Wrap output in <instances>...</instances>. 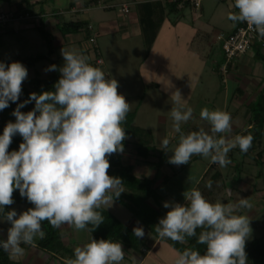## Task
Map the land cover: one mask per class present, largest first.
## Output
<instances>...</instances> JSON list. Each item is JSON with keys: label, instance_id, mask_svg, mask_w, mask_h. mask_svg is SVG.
<instances>
[{"label": "clouds", "instance_id": "9594fccd", "mask_svg": "<svg viewBox=\"0 0 264 264\" xmlns=\"http://www.w3.org/2000/svg\"><path fill=\"white\" fill-rule=\"evenodd\" d=\"M230 7L238 10L229 12L230 21L247 23L264 38V0H234ZM61 55L62 67L51 65L45 70L60 72L55 90L33 92L21 103L17 102L28 69L21 62L0 61V111L17 104L12 112L15 122L9 121L0 135V223L11 225L7 239L0 240V249L9 258L23 255L22 245H34L37 238H44V221L57 229L69 226L94 232L105 219L102 206L112 205L124 192L122 179L109 175V157L124 152L123 141L128 137L122 125L130 104L118 92V82L106 79L87 56L64 47ZM171 98L179 105L170 113L180 135L169 163L186 165L193 156H201L225 168L232 163L228 154L233 149L246 154L252 147L251 134L229 135L232 116L221 109H201L200 118L208 122L210 131L200 128L183 133L181 125L192 118L193 109L182 110L179 90ZM33 101L31 111H21ZM16 135L23 142L18 150L9 151ZM169 144L165 137L159 148L167 153ZM206 186L211 189L212 181ZM17 190L33 205L19 214L15 209L6 211V206L14 204ZM183 195L185 204L164 202L169 211L155 225V233L179 244L195 238L206 251L201 254L187 247L177 253L174 264H247L245 247L252 229L243 212L253 207L250 199L213 203L196 187ZM133 233L137 238L145 235L143 227H134ZM124 259L120 242L92 238L74 249V259L67 264H121Z\"/></svg>", "mask_w": 264, "mask_h": 264}, {"label": "rangeland", "instance_id": "374dc122", "mask_svg": "<svg viewBox=\"0 0 264 264\" xmlns=\"http://www.w3.org/2000/svg\"><path fill=\"white\" fill-rule=\"evenodd\" d=\"M72 1L76 2L74 0H44L48 7H52L55 10H51L52 12L50 10L47 11L55 13L57 10H62V12H65V16L62 17L64 21L86 20L87 16L85 14L70 15L66 13ZM232 4H234V0H203L196 11L193 6L192 9L188 7L184 11L186 19L180 27L187 31L185 50L174 48L170 55H161L154 52L152 57L148 56L141 38L127 40L122 39L118 32H114L111 36L101 32L97 33L100 22L103 19L116 18L118 10L91 9L89 11L90 20L87 21L95 30L96 46L90 43L84 31L65 35L67 44L63 45L62 48L64 47L87 56L89 63H95V58H97L95 47H97L100 59H102L104 65L96 67L104 72L106 79L118 82V92L130 104L128 114L136 113L134 125L152 132L155 139L154 148L161 151L159 148L161 141L165 137L169 139V152L165 153L167 162L163 165L158 176L160 178L163 171H171V174L166 173L165 175H168L167 181L158 185L159 194L167 202L174 201L185 204L183 193L190 187L197 188L199 186L202 181H199V177L205 169L204 164L211 163L210 158L205 159L200 156L191 158L195 159L194 164L190 160L189 164H192L191 167H188L189 164L176 166L168 162L169 157L172 155L171 149L178 144L180 135L173 127L174 122L170 113L172 107H179V105L173 103L172 94L179 90L182 95V110H186L189 107L193 109L192 118L181 125L183 133H188V130L190 132L199 131L200 128L210 131L208 122L200 118V111L204 107L212 110L220 109L226 93L227 85L225 80L228 75L223 72V67L226 66V68L229 67V69L232 68V71H236V67L241 69V66L250 69L259 63L264 66L263 60L257 58L254 60L251 57L257 52L255 47L239 59L227 63L223 45L217 38L222 33H224L223 35H228L233 32L232 29L237 23L228 19L229 12L238 11L230 7ZM105 14L108 16L106 17ZM174 17H176L175 14L172 18ZM240 24L242 23L239 22L236 27ZM28 27L26 31H20L19 27L12 28L16 34H9L6 38L4 37L3 43L5 42V46L0 49V59L7 60H15L19 56L27 57L37 54L49 56V61H41L35 68L28 70V78L23 82L22 86H28V80L35 78L37 75L42 79H47L53 75L55 71H45L49 66L53 65V62L58 61L61 67L64 64L60 51L61 46L60 48L56 47V38L50 32L49 34L46 31L49 36L41 33L39 29L41 20L29 24ZM91 35L93 36L92 31ZM50 41L54 46V52L51 55H49ZM260 46L264 50V46ZM160 58L163 60H160ZM237 73H241V70H238ZM247 73H249L248 70L245 74L246 76ZM249 77L251 76L249 75ZM260 77H264V74H261ZM263 89L264 86L259 88L257 96ZM227 92L226 96L230 97L231 90ZM132 147L134 145L130 146L129 149L131 150ZM261 150H264V135ZM256 154L257 152L253 156L255 157ZM233 155L240 162L237 168H235V164L225 168H221L216 164L217 169L224 174V182H221L220 193L218 194L217 191L214 193L213 203H236L240 198L250 199L253 207L243 212L250 219L252 231L246 241L250 243L259 238L264 239V156L259 162L252 157L243 158L237 153ZM133 156L134 154L127 156L125 162L129 160L130 163L133 162L135 160ZM198 159H202L203 163L198 162ZM137 160L136 158L135 162ZM148 161L152 164L158 161V158H149ZM144 171L141 166L136 167L138 176L141 173H145ZM243 184L247 185L248 188L244 186L243 191H241ZM248 189L250 191H247ZM254 190L257 191L254 192ZM150 202L153 204L152 200ZM102 207L111 211L125 225L140 227L136 225L132 214L115 200L112 205ZM25 208V206L14 205L10 206L7 211L15 209L19 214ZM10 226L9 223H0V229L3 230L0 232V237L4 240L7 239V230ZM70 231L74 234L73 238L69 237ZM64 233L65 240L73 243V249L83 246L92 239L90 232L86 230L77 231L69 226H65ZM177 253L169 243V239L155 238L148 244L144 257L125 250L127 259H124L121 264H174ZM14 258L23 261L24 264H45L48 260L47 255L34 248L25 250L23 255Z\"/></svg>", "mask_w": 264, "mask_h": 264}, {"label": "trees", "instance_id": "16d2710c", "mask_svg": "<svg viewBox=\"0 0 264 264\" xmlns=\"http://www.w3.org/2000/svg\"><path fill=\"white\" fill-rule=\"evenodd\" d=\"M9 3H11V0H0V6ZM179 5L180 2L172 3L162 0H155L153 2H148L137 6L136 11L138 13L142 39L146 48L147 55L151 52V49L166 19L171 15H177L179 13ZM186 5L193 6L190 2H186L183 6ZM17 10L19 12L25 10L31 13L32 10L29 4V0H22V2L17 6ZM61 11L62 10H58L57 12L53 13L54 15L52 16L57 19V28L59 29L63 37H66V34L79 33L84 31L87 34L90 43H92L91 40L94 38L96 40V43L92 44L95 46L97 45L95 30L94 28L90 29L91 25L88 22L82 20L64 21L62 17L65 16V13L63 15H59ZM72 11L73 10L70 9L67 10L66 13L70 15H76L79 12L76 11L75 13H72ZM41 20H43V18H41ZM39 29L43 35L49 36V34L44 30L43 26L39 27ZM91 31L93 32V36L91 35ZM14 33L15 30H13L12 28H0V49L5 46V42L3 43L4 37ZM254 47L257 51L255 57L264 61V55L262 53L263 48H261L260 44L257 43L253 44V48ZM49 48V55H51L54 52V46L51 41L49 42ZM95 53L97 56V58H95V63L91 62L90 64L95 67L104 65V62L103 64H99L97 62L98 59H100V54L97 47H95ZM44 60L49 61V56L37 54L27 57L19 56L15 60H7L2 58L0 59V61L5 62L6 64H11L12 62H21L28 70L35 68L38 63ZM52 64L61 67L58 61H55ZM227 72H229V67ZM59 78L60 72L55 71L53 75L49 76L47 79H42L39 77V75H37L35 78L28 80V86H22V95L20 96V100L17 103H21L24 100L28 99L29 95L33 92L40 94L44 91H54V85L59 80ZM16 107V103H10V106L8 108L0 111V135L3 134V129L9 121L15 122L16 118L12 115V112ZM34 107L35 102L33 101L32 103L22 108L21 111L26 113L28 111H31ZM250 111L251 118L249 120V123L251 125V128L246 129L240 135L251 134L254 138L252 147L246 154L241 153L239 148L233 149L231 154H228L229 158L232 161L231 164H235V168L240 165V162H238L236 157H234L233 155L235 153L239 154L240 157L243 158L252 157L255 159V161L259 162H261V160L263 159L264 150H261V148L264 135V89L257 96L256 101L251 105ZM135 118L136 113L127 114L126 121L122 125L125 128L128 137L125 141H123L124 152L115 153L109 157V175L122 179L125 191L120 195L118 199H115V201L118 204L124 206L132 214L133 218L135 219L136 225L143 227L146 235L144 238H137L133 233L134 227L125 225L111 211L107 210L104 207L100 209L105 218L104 222L94 232H90V234L91 238H95L97 240L105 239L112 240L114 242H120L123 246L124 251H132L134 254L144 257V254L148 249V244L151 242V240L160 238L155 233V225H157L159 219L164 217L167 211H169V209L164 208L162 205V202L166 199H164V197L161 196L158 192V176L163 165L166 164L167 158L165 157V152L163 150L159 151L154 148L155 139L152 132L150 130L134 125ZM188 132L190 131L188 130ZM21 142H23L22 137H20L19 135L14 136L9 151L18 150ZM132 145H134V147H132L130 150L129 147ZM256 152L257 154L254 157L253 155ZM130 154H134V157L138 159L136 164L126 163L124 161V159ZM149 158H158V161L152 163L156 168L157 176L154 178L138 176L136 174L137 165L149 162ZM223 175L224 174L217 169L216 165H212L207 171L204 179H202L201 183L197 187L202 192L204 197L210 202H213V196L216 191L218 194L220 193L221 182H224ZM209 181H212L211 189L206 186ZM13 199L15 202L11 206H25L26 208L24 211H26L30 207H33V205L30 204L26 198H22L20 196L18 190L14 192ZM150 200H152L153 204H151ZM9 207L10 206H6V211L9 209ZM89 227H91V225H89ZM42 228L45 232L44 238H37L34 245H22L24 251L34 248L42 254L47 255L48 260L45 262V264H67L70 259H74V249L72 247L73 243L65 240V226L57 229L52 227L47 221H44L42 222ZM199 232L200 230L198 229L197 234H199ZM69 237H74L73 232H69ZM0 240L4 239L0 237ZM169 243L177 252H182L187 247H194L195 249L199 250L201 254H204V252L206 251V246L197 245L195 238H189L187 240V243L185 244H179L177 242L171 241L170 239ZM245 251L247 253V264H264L263 238L256 239L250 243L246 242ZM125 259H127V254L125 255ZM0 264L24 263L23 261L17 260L14 257L9 258L8 253L0 249Z\"/></svg>", "mask_w": 264, "mask_h": 264}, {"label": "crops", "instance_id": "0c3cea01", "mask_svg": "<svg viewBox=\"0 0 264 264\" xmlns=\"http://www.w3.org/2000/svg\"><path fill=\"white\" fill-rule=\"evenodd\" d=\"M74 1L76 2L72 1V3L69 4L68 6L69 10L70 9L76 10L79 11L78 14H83V15L85 14L87 18L86 20L83 21L86 22H88L87 20H90L89 11L91 9L105 10L106 6L116 5L115 8L109 10H118L119 12L117 17L103 19L100 22L99 25L100 27L97 33L101 32L103 34H106L107 36H111L114 32H118L121 35L122 39L130 40V39H138V38L142 39L141 26L138 20V13L136 11L137 6L144 3L153 2L155 0H74ZM21 2L22 0H11V3L9 4L1 5L0 9H4V10L17 9V6ZM29 4L31 6L32 12H34L35 14H40L41 16L43 15V20H41V26L46 28L44 30L47 31L48 33L49 32L52 33L53 36L56 38L55 39L57 44L56 47L60 48L61 46L62 48L63 45H66L67 37L62 36L59 29L57 28V19H55L52 16L53 13H51L52 11L55 10L52 9V7H48L46 5V2H44V0H29ZM123 5L128 6L129 8L128 14L122 11L121 8ZM188 7L192 9V6H188V5L179 7L180 10L179 13L176 15V17L172 18L173 15H171L166 19L148 56L152 57L154 52L159 53L161 55L164 54L170 55L172 54V50L174 51V48H179L178 50H185V45H186L185 40L187 38V31L180 27L181 25H183V21H185L186 19L184 15V11L188 9ZM47 10L50 11L52 10V11L50 12ZM194 10L196 11V9ZM105 16L107 17L108 15L105 14ZM238 23L239 22H237L236 25H234L232 31H234ZM27 28L29 27L28 26L19 27L20 31H26L28 30ZM14 34H16V32ZM75 43L77 44V42ZM262 53L264 55V50ZM255 54L251 56L254 60H256ZM160 60L163 59L160 58ZM238 70H241V73H237ZM247 70L249 72L247 73L248 77L245 75ZM263 70H264V66H262L261 63H259L258 65L257 64L254 65L253 68L251 69L248 67L246 68L245 66H241V69L236 67V71H232V68L229 69V72L227 73L228 75L225 80L227 85L225 89L226 93L223 102L220 105V109L229 112L232 116L233 130L232 133L229 134L230 136L234 137L235 135H240L246 129L251 128V125L249 123V120L251 118V111H250L251 105L257 99V91L259 90V88H263L264 86V77H260L261 74H264ZM249 75L251 77H249ZM228 90H231L230 97L226 96ZM133 158L136 160L134 156ZM135 160L131 162V164H136ZM194 160L195 159H191L193 164L195 163ZM198 162L203 163V160L198 159ZM126 163H130V160L127 161ZM191 165L192 164H189L188 167H191ZM212 165H216V164L213 163L204 164L205 169L201 173V176L199 177V181L204 179L207 171ZM232 165L233 164L228 166H232ZM139 166H141L145 170L144 171L145 173H141L140 176H146L148 178H154L157 176V171L154 165L151 164V162L150 163L146 162L141 165H137V167ZM166 173L171 174V171L170 170H167L165 172L163 171V174L160 176L158 181L159 184H161V182L167 181L168 175L165 176ZM244 186L248 188L247 185L243 184L240 189L241 191H243L242 189H244ZM247 191L250 190L248 189ZM255 191L257 190H254V192ZM164 202H166V200Z\"/></svg>", "mask_w": 264, "mask_h": 264}, {"label": "built area", "instance_id": "2783aa9c", "mask_svg": "<svg viewBox=\"0 0 264 264\" xmlns=\"http://www.w3.org/2000/svg\"><path fill=\"white\" fill-rule=\"evenodd\" d=\"M165 2L178 3L180 2V7L183 6L186 2H190L195 8H199L203 0H163ZM116 5L106 6L105 9H112ZM122 11L126 14L129 13V8L127 5L122 6ZM76 10H73L72 13H75ZM65 12H60L59 15H63ZM58 14V13H57ZM54 15V14H52ZM43 15L35 14L34 12L28 11H18L17 9H0V28H18L22 26H28L29 24L35 23L38 20H41ZM92 29V26H90ZM218 41L223 45V50L226 54L227 63L232 60L239 59L241 56L247 54L253 48V44L257 43L264 46V38H260L254 29L248 27L247 23L240 24L234 32L228 35H219ZM93 44L96 43V40L93 38L91 40ZM99 64H103L102 59H98ZM227 65V64H226ZM228 68L223 67V72L227 74Z\"/></svg>", "mask_w": 264, "mask_h": 264}]
</instances>
